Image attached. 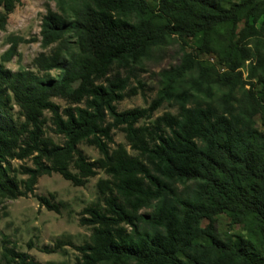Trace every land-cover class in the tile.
Wrapping results in <instances>:
<instances>
[{
  "label": "trees",
  "instance_id": "16d2710c",
  "mask_svg": "<svg viewBox=\"0 0 264 264\" xmlns=\"http://www.w3.org/2000/svg\"><path fill=\"white\" fill-rule=\"evenodd\" d=\"M50 1L40 43L55 47L35 71L0 63V203L32 194L41 176L83 187L100 171L78 219L90 235L77 264H264V0ZM18 2L0 0V31ZM174 39L180 63L161 73L156 97L119 112L138 93L136 66ZM163 103L176 113L153 118ZM115 130L132 153L114 144ZM13 160L31 162L18 167L24 180ZM218 215L240 232L221 235ZM0 264L39 263L2 247Z\"/></svg>",
  "mask_w": 264,
  "mask_h": 264
},
{
  "label": "rangeland",
  "instance_id": "374dc122",
  "mask_svg": "<svg viewBox=\"0 0 264 264\" xmlns=\"http://www.w3.org/2000/svg\"><path fill=\"white\" fill-rule=\"evenodd\" d=\"M146 1L151 7L155 6L152 0ZM48 9L55 10L54 3L50 0H19L8 16L5 30L0 31V63L6 69L12 72L35 71L33 60L41 53L48 55L55 47L52 45L43 49L40 43L41 18ZM259 23L260 21L258 25ZM181 47L174 39L169 45L154 50L136 66L130 76V87L136 88L138 93L118 102L116 108L119 112L145 108L150 104L161 88V73L180 63ZM12 48L14 56L7 61L5 55ZM201 59L206 61L208 58L202 56ZM137 81L143 88H138ZM53 102L61 109L70 106L59 99H53ZM16 112L17 109L13 107L12 114L15 115ZM163 113L175 114L176 107L172 103H163L154 112L153 118ZM45 116L48 117V114L45 113ZM49 127L48 124L46 135L60 143L61 139ZM257 128L264 131L258 118ZM113 141L115 145L121 144L132 153L119 130L113 132ZM78 148L90 161L99 158L97 150L84 143ZM19 166L31 167V162L10 161V167L14 171L12 174L18 180H24L26 177L18 172ZM99 179H106L100 171L95 177L88 179L85 186L74 187L58 174L41 176L32 194L14 200H3L0 203V253L2 247H6L28 254L39 264H77L79 255L75 247L87 242L90 235V228L80 226L78 219L82 209L96 200L95 185ZM39 198H46L54 204L62 203L63 206H58L59 212L50 211L41 205ZM215 219V227L221 235H235L240 232L225 216L218 215ZM204 225L205 221L202 222V226Z\"/></svg>",
  "mask_w": 264,
  "mask_h": 264
},
{
  "label": "built area",
  "instance_id": "2783aa9c",
  "mask_svg": "<svg viewBox=\"0 0 264 264\" xmlns=\"http://www.w3.org/2000/svg\"><path fill=\"white\" fill-rule=\"evenodd\" d=\"M211 61V60H210Z\"/></svg>",
  "mask_w": 264,
  "mask_h": 264
}]
</instances>
